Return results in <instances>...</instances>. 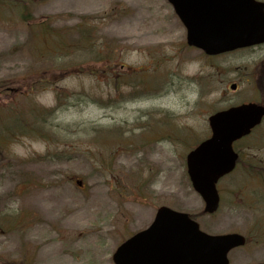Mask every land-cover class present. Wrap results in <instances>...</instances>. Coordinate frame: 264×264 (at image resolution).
I'll return each mask as SVG.
<instances>
[{
    "label": "rangeland",
    "instance_id": "1",
    "mask_svg": "<svg viewBox=\"0 0 264 264\" xmlns=\"http://www.w3.org/2000/svg\"><path fill=\"white\" fill-rule=\"evenodd\" d=\"M8 1L11 7L0 12V85L28 90L27 79L38 75L29 76L47 68L52 83H35L27 99L0 90V117L15 100L26 108L60 105L54 119L38 120L39 134L0 129L11 136L0 152V264H113L119 237L149 224L160 205L196 215L212 233H245L262 214L255 226L259 243L236 248L229 258L231 264L264 261V212L256 209L264 196L252 191L264 194L258 177L264 121L236 144L239 169L218 182L221 202L213 214L202 213L184 160L188 140L209 134L211 112L264 100V44L206 57L186 45L166 0ZM38 23L45 32L30 28ZM77 24L90 27L88 39L111 60L82 58L63 69L73 54H37L38 39L47 46L51 31ZM129 68L141 80L126 75ZM118 72L124 80L115 82ZM155 79V86L142 87Z\"/></svg>",
    "mask_w": 264,
    "mask_h": 264
},
{
    "label": "water",
    "instance_id": "2",
    "mask_svg": "<svg viewBox=\"0 0 264 264\" xmlns=\"http://www.w3.org/2000/svg\"><path fill=\"white\" fill-rule=\"evenodd\" d=\"M169 1L187 28L188 42L208 53L264 41L263 3L253 0ZM234 87L235 84H232L231 88ZM263 115L264 105L249 102L209 117L211 137L190 151L186 158L192 185L205 201L204 211L212 212L217 208L219 197L215 183L235 166L237 153L232 148V142L249 133L252 127L260 123ZM152 225L196 226V223L186 214L161 207ZM190 232L198 230L194 227ZM207 238L212 242L209 264H227V251L244 242L243 237L235 233ZM134 240L129 239L118 247L113 255L116 264L142 263L141 244L133 246Z\"/></svg>",
    "mask_w": 264,
    "mask_h": 264
},
{
    "label": "trees",
    "instance_id": "3",
    "mask_svg": "<svg viewBox=\"0 0 264 264\" xmlns=\"http://www.w3.org/2000/svg\"><path fill=\"white\" fill-rule=\"evenodd\" d=\"M54 37L56 38V40H55L56 44L60 47L62 42H63L64 37H61L59 35H56ZM36 109L37 108L35 106H33L30 108H24V109H20L18 111H13L14 114H18L20 116V118H18V117L15 118L14 124L19 125V127H21L23 125H26V120H27L26 116L31 115V116L37 117V116L42 115V112L40 110L38 111ZM22 116H24V117H22ZM252 200L255 203V198H252ZM261 215L256 217L255 226L259 225L258 222H259V220L262 219Z\"/></svg>",
    "mask_w": 264,
    "mask_h": 264
},
{
    "label": "flooded vegetation",
    "instance_id": "4",
    "mask_svg": "<svg viewBox=\"0 0 264 264\" xmlns=\"http://www.w3.org/2000/svg\"><path fill=\"white\" fill-rule=\"evenodd\" d=\"M0 1H2V0H0ZM147 228H148L147 226H144V227H143V229H147ZM168 253H169V252H168Z\"/></svg>",
    "mask_w": 264,
    "mask_h": 264
}]
</instances>
